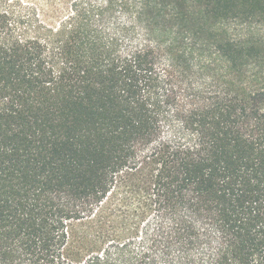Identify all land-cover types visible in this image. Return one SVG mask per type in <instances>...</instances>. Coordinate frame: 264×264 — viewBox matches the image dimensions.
<instances>
[{
	"label": "trees",
	"instance_id": "trees-1",
	"mask_svg": "<svg viewBox=\"0 0 264 264\" xmlns=\"http://www.w3.org/2000/svg\"><path fill=\"white\" fill-rule=\"evenodd\" d=\"M0 264H264V0H0Z\"/></svg>",
	"mask_w": 264,
	"mask_h": 264
},
{
	"label": "rangeland",
	"instance_id": "rangeland-1",
	"mask_svg": "<svg viewBox=\"0 0 264 264\" xmlns=\"http://www.w3.org/2000/svg\"><path fill=\"white\" fill-rule=\"evenodd\" d=\"M237 35L246 34L247 31H243L241 28L236 29Z\"/></svg>",
	"mask_w": 264,
	"mask_h": 264
}]
</instances>
